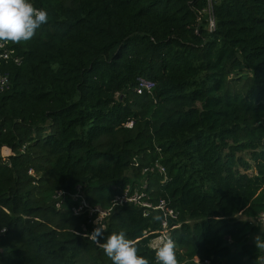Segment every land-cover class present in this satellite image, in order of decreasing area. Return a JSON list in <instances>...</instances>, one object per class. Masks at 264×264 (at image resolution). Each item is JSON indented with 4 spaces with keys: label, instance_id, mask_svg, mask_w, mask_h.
I'll return each mask as SVG.
<instances>
[{
    "label": "trees",
    "instance_id": "16d2710c",
    "mask_svg": "<svg viewBox=\"0 0 264 264\" xmlns=\"http://www.w3.org/2000/svg\"><path fill=\"white\" fill-rule=\"evenodd\" d=\"M30 3L48 22L0 59V264H112L72 208L144 183L178 212L179 264H264V0ZM156 215L114 208L104 239L156 264Z\"/></svg>",
    "mask_w": 264,
    "mask_h": 264
},
{
    "label": "clouds",
    "instance_id": "9594fccd",
    "mask_svg": "<svg viewBox=\"0 0 264 264\" xmlns=\"http://www.w3.org/2000/svg\"><path fill=\"white\" fill-rule=\"evenodd\" d=\"M48 13L36 8L30 0H0V48L8 44H21L30 41L37 29L48 22ZM154 221L166 224L162 215L153 217ZM104 227L97 226L88 235L110 259L112 264H149L148 259L138 255L134 242L126 238L124 231L110 234L104 239ZM103 239L104 242H101ZM264 247V244L260 245ZM156 264H179L176 255V242L168 232L162 233L155 245ZM197 264L199 260L196 257Z\"/></svg>",
    "mask_w": 264,
    "mask_h": 264
},
{
    "label": "built area",
    "instance_id": "2783aa9c",
    "mask_svg": "<svg viewBox=\"0 0 264 264\" xmlns=\"http://www.w3.org/2000/svg\"><path fill=\"white\" fill-rule=\"evenodd\" d=\"M211 1L212 0H208V8L211 7ZM214 27V20L212 16L209 15L208 30L213 31ZM0 52V59L3 60H7L11 54V52L7 50V45L3 48H0ZM15 62L17 63L18 61L15 59ZM8 86V76L6 74L0 75V91L5 90ZM153 88L154 83L152 81L143 78L137 79V86L135 89L137 94H150ZM153 170H156L164 179H166V170L162 165L159 164L158 161H155L152 167L144 169V172H152ZM146 188V183L135 187H132L130 185L126 186L120 193L115 195L110 207L105 209L101 207H88L85 200L82 199L76 207L72 208V212L74 215L78 216L82 213L83 210H85L87 211L89 218L95 216L93 223L105 227L103 221L106 220L107 217L111 214L112 210L117 207H122L125 205H135L142 208L143 217H147L152 211H157L159 215H162L166 218L167 222L166 224L160 223L159 229L155 231L154 236L149 239L148 247L151 251L154 252L155 255L154 245L158 237L164 232H168L171 234V231L177 229L180 226V223H178V212L171 207L170 203L165 199H159L157 202L150 201L149 194L146 192ZM253 223L260 227H264V212L259 213L253 220ZM4 231V229L0 230V234H2ZM193 261L195 262V264H197L196 258H194ZM199 264H210V262L207 260L203 262L199 261Z\"/></svg>",
    "mask_w": 264,
    "mask_h": 264
},
{
    "label": "rangeland",
    "instance_id": "374dc122",
    "mask_svg": "<svg viewBox=\"0 0 264 264\" xmlns=\"http://www.w3.org/2000/svg\"><path fill=\"white\" fill-rule=\"evenodd\" d=\"M242 156L245 157L246 159L248 158V157H247L246 155H244V154H243ZM261 227H262V226H261ZM261 227H260V228H261ZM262 228H264V227H262Z\"/></svg>",
    "mask_w": 264,
    "mask_h": 264
}]
</instances>
